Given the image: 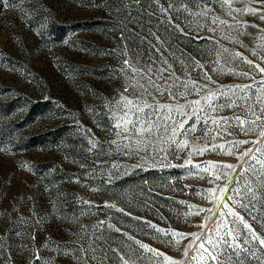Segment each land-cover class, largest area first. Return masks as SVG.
I'll use <instances>...</instances> for the list:
<instances>
[{
    "label": "rangeland",
    "instance_id": "1",
    "mask_svg": "<svg viewBox=\"0 0 264 264\" xmlns=\"http://www.w3.org/2000/svg\"><path fill=\"white\" fill-rule=\"evenodd\" d=\"M0 2V264H120L110 248L136 253L137 264H168L165 257L177 264H200L184 256L192 237L177 242L172 233L203 238L220 211H227L225 201L264 238L261 194L257 192L252 205L241 207V197L231 191L242 190L245 180L253 179L251 173L240 176L247 165L237 157L258 145L242 144L233 154L208 150L189 157L190 140L183 150L171 145L169 152L175 155L164 160L151 148L147 154L125 148L128 141L114 127L120 114L115 102L129 94L126 88L131 91L137 81L143 84L147 79L125 61L141 68L155 61L153 66L159 67L161 53L156 48L182 79L213 90L251 84L247 95L258 92L264 87L259 84L264 73L245 58L264 68V60L253 56L254 50L264 51L260 13L234 12L233 20L212 0L215 14L228 21L213 25L211 16L178 12L182 0ZM195 5L193 0L192 11H200ZM234 6L259 7L254 0H235ZM218 54L228 57L227 65L222 58L216 63ZM205 73L215 83H209ZM198 98L192 92L179 102ZM157 99L176 103L164 96ZM224 99L217 96L216 102ZM234 111L224 108L218 115L230 117ZM260 128L247 135L234 128V136L224 139L255 140ZM206 130L201 122L189 136L203 143ZM207 162L234 165L235 171L195 167ZM255 180L254 190L260 186L259 178ZM217 186L227 188L214 214H197L196 209L213 207L207 190ZM230 195L233 200L227 199ZM240 230L251 241L243 224ZM136 240L163 255L146 252ZM199 243L189 249V256L197 254ZM237 259L240 264H264V246L253 241Z\"/></svg>",
    "mask_w": 264,
    "mask_h": 264
},
{
    "label": "snow or ice",
    "instance_id": "2",
    "mask_svg": "<svg viewBox=\"0 0 264 264\" xmlns=\"http://www.w3.org/2000/svg\"><path fill=\"white\" fill-rule=\"evenodd\" d=\"M254 2L259 7L246 6L245 9H238L234 6L235 0H216V3H219L222 9H227V14L230 16L234 12L260 13V19L264 20V0H254ZM192 3L193 0H182L180 8L177 11L189 12V14L197 17L208 18L211 16V23L213 25L228 23L227 20L221 19L219 15L215 14L212 0H196L195 6L200 9L198 12L192 11ZM0 6H2V2H0ZM169 7H174V5H169ZM232 19L236 20V17L232 16ZM175 27L179 28V25H175ZM179 30L183 32L182 28ZM260 47L264 48V45ZM155 50L161 53L159 67L153 66L155 61L145 68L134 66L129 61H125V64L131 67L141 79H144L145 76H147V79L143 84L137 81L135 85L131 86V91L126 88L124 91L129 94H122L119 101L115 102L120 110V114L114 127L118 129L117 135L128 141L124 147L128 149L134 148L137 152L143 150L145 154L151 148L156 152L157 156L167 160L169 155H175V152H169L171 145L174 144L177 148L183 150L189 146L190 140L191 151L188 153L189 157L194 154L202 155L208 150H222L227 151L228 154H233V150L242 144L251 143L258 145L255 148L245 149L237 157L247 165L246 168L241 170L240 176L251 173L253 179L245 180L242 190L233 188L231 191L241 197L239 201L241 207L252 205L257 192L261 194V203L264 204V128H260L261 125H264V87H260L258 92H252L251 96L247 95V92L252 89L251 84H237L232 88H225L221 85L215 90L210 89L207 84L197 83L191 78L182 79L177 75L173 64L164 57L163 51L160 48H156ZM222 51L227 53L228 49H223ZM236 55L239 56L240 54L236 53ZM253 56H258L261 60H264V51L257 53L254 50ZM221 58L224 60V64L227 65L229 62L228 57H221L220 54H218L216 63L219 64ZM245 62L255 70L264 73V68H261L254 61L245 58ZM195 66L202 67L198 62H196ZM242 74L245 76L249 75L248 72ZM205 79L209 83H215L207 73H205ZM259 84L264 85V81L259 82ZM137 88L140 89L139 95H137ZM192 92H195L199 98L191 101L185 99L184 103L179 102L186 96L191 95ZM228 93H231V95H227ZM240 93L245 95L238 96ZM158 96H164L165 99H171L176 101V103H162L157 99ZM217 96L225 97L224 101L217 103ZM253 96L255 99H252ZM240 99L245 101L244 104L239 103ZM224 108H233L237 111H234L230 117L218 115ZM189 109L191 111H188ZM210 112L215 115H209ZM189 121L192 122L189 123ZM201 122H203V127L207 130L204 131V142L197 143L196 138L190 137L189 133H195ZM209 124H211L210 128L208 127ZM234 128H239L240 132L244 135L254 132L257 128H260V131L255 140H225L224 138L227 136H234ZM177 137H183V139H177ZM208 140H224V142L209 144ZM113 143H116V141H113ZM92 146L95 147V144L93 143ZM190 163V159L185 161V164ZM169 166L175 167V165ZM195 167L201 168L205 172L221 168L235 171L234 165H219L213 162L195 165ZM224 175L227 176V173ZM220 178V175L215 177L217 180ZM255 178H259L260 186L255 187L254 190V185L256 184ZM209 182L212 183V181ZM236 182L239 183V179ZM226 188L227 186H217L216 188L207 190L208 196L206 198L209 199L213 207L196 209V213H213V209L219 206ZM227 199L233 200L234 197L230 195ZM245 200L248 201V204L244 203ZM110 206L114 207V205ZM193 207L189 206V208ZM223 208L227 209V211H220L213 228L203 238L197 233H172L177 238V242L188 236L192 237V241L184 249V256L189 261L198 260L200 264H229V261H234V264H240L237 257L244 250L245 246L253 241L264 246V238L257 236L254 230L251 229V226L244 222L243 217L238 212L233 211L226 201L223 204ZM229 217H232V219H229ZM208 218L206 215L205 220ZM237 220H239V224ZM240 224H243V228L250 231L251 241L247 236L242 234ZM151 226L156 227L155 225ZM200 227L203 229L205 225L201 224ZM157 230L163 231L162 229ZM116 231H119V229H116ZM165 234L167 235L168 233ZM124 235H127V233H124ZM128 239L134 240L132 236H128ZM196 241H200L196 246L197 254L189 256V249ZM134 243L155 256L163 255L138 240L134 241ZM109 252L118 255L120 264H137L138 256L134 252L126 253L122 248H110ZM37 259L40 258L37 257ZM104 259L110 258L105 256ZM165 259L168 261V264H177L176 261L170 260L167 257ZM101 264H103V261Z\"/></svg>",
    "mask_w": 264,
    "mask_h": 264
}]
</instances>
